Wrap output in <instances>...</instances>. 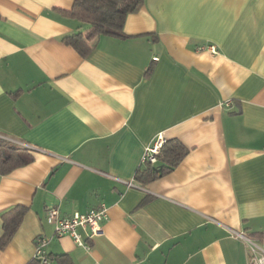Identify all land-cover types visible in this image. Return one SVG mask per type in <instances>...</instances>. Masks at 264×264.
I'll return each instance as SVG.
<instances>
[{"label": "crops", "instance_id": "crops-1", "mask_svg": "<svg viewBox=\"0 0 264 264\" xmlns=\"http://www.w3.org/2000/svg\"><path fill=\"white\" fill-rule=\"evenodd\" d=\"M73 4L0 0V137L34 157L0 173V241L25 208L0 264L30 262L40 235L71 264H248L234 233H264V0H143L86 55L63 39L87 28ZM160 135L189 151L141 182ZM101 204L89 247L48 218Z\"/></svg>", "mask_w": 264, "mask_h": 264}, {"label": "trees", "instance_id": "trees-1", "mask_svg": "<svg viewBox=\"0 0 264 264\" xmlns=\"http://www.w3.org/2000/svg\"><path fill=\"white\" fill-rule=\"evenodd\" d=\"M143 0H74L73 7L65 11L68 16L79 19L87 24L85 30L67 34L63 37L67 44L76 48L80 54L86 55L90 50V41L107 34L125 37L124 24L128 14L138 11ZM189 148L176 138L167 139L159 154L157 163L146 162L139 169L136 179L141 182L154 180L172 171L188 153ZM34 159L33 155L22 151L13 142L0 137V173L6 174L13 169L25 165ZM25 208L16 206L4 214V236L0 246L8 242L17 228ZM49 262L43 263L34 257L27 264H51L59 260V264H71L67 254L52 256L47 253Z\"/></svg>", "mask_w": 264, "mask_h": 264}, {"label": "built area", "instance_id": "built-area-1", "mask_svg": "<svg viewBox=\"0 0 264 264\" xmlns=\"http://www.w3.org/2000/svg\"><path fill=\"white\" fill-rule=\"evenodd\" d=\"M166 141L160 135L152 145H148L143 153L142 162L156 163L158 154ZM48 218L54 222L57 235L69 234L78 245L89 247L87 238L98 235L103 229V222L108 218V208L101 204L97 208H91L85 212H75L73 215L64 216L57 205L48 207ZM234 236L245 241L248 247V264H264V233L259 237H253L244 231H235ZM47 239L40 235L36 238L35 257L43 263L49 259L45 250Z\"/></svg>", "mask_w": 264, "mask_h": 264}]
</instances>
